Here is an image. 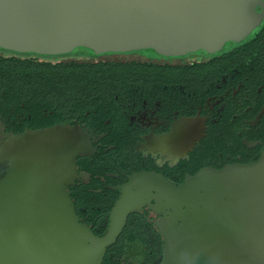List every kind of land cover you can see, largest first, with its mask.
Returning a JSON list of instances; mask_svg holds the SVG:
<instances>
[{"label":"water","instance_id":"obj_1","mask_svg":"<svg viewBox=\"0 0 264 264\" xmlns=\"http://www.w3.org/2000/svg\"><path fill=\"white\" fill-rule=\"evenodd\" d=\"M260 3L0 0V48L48 56L76 47L95 54L146 48L163 56L211 53L259 24L263 13L254 8ZM178 134L161 140L175 141ZM102 136L77 123L4 136L0 264H101L128 215L144 207L159 216L153 224L162 239L161 264H264V149L253 162L204 166L179 184L156 171L133 172L116 187L107 230L97 236L80 222L68 187L81 176L77 157L94 155Z\"/></svg>","mask_w":264,"mask_h":264},{"label":"flooded vegetation","instance_id":"obj_2","mask_svg":"<svg viewBox=\"0 0 264 264\" xmlns=\"http://www.w3.org/2000/svg\"><path fill=\"white\" fill-rule=\"evenodd\" d=\"M254 9L263 13L262 19L238 41L225 42L211 53L153 56L154 63L165 64L170 74L180 75L154 85L148 97L139 92L127 94L119 100L121 110L115 117L95 127L128 133L122 149L105 146L101 138L94 142L96 153L104 145L114 170L101 177L111 183L110 189L133 172L156 171L177 180L204 166L249 163L260 156L264 149V0ZM190 66L194 77L189 76ZM201 130L195 139L194 133ZM172 132L181 134L172 142L161 140ZM9 133L0 116V142ZM190 138L195 139L191 145ZM78 172V179L89 178L79 168ZM146 210L153 224L159 216L147 207L135 213ZM122 232L107 247L101 264L162 263V253L155 255L141 239L121 236ZM147 239L151 245L154 238L147 234ZM160 240L162 244L161 236Z\"/></svg>","mask_w":264,"mask_h":264},{"label":"trees","instance_id":"obj_3","mask_svg":"<svg viewBox=\"0 0 264 264\" xmlns=\"http://www.w3.org/2000/svg\"><path fill=\"white\" fill-rule=\"evenodd\" d=\"M0 50V116L9 132L21 134L26 129L78 123L92 128L96 134H103L100 142L105 146L113 144L116 149H122L128 133L95 127L98 124L102 126L104 119L115 117L121 110L119 100L125 99L127 94L139 92L148 97L154 85H161L168 78L180 75L170 74L165 64L154 63L153 56L101 59L103 56L134 54L142 50H151L159 57L160 54L152 48L95 54L87 48L76 47L67 55L84 54L87 58L53 61L47 58H58L62 54L48 56L10 51L13 54L4 55L7 50ZM193 68L188 67L190 77L195 76L190 73ZM104 145L99 148V153L77 157V167L89 178L86 181L78 179L68 187L80 222L89 226L97 236L106 232L108 213L119 197L117 189H110L111 183L101 180L102 176L114 172L103 151ZM171 181L179 184L183 179ZM147 213L146 210L144 213L129 214L121 236L139 238L155 255H161L160 235ZM147 234L154 238L151 245L148 244Z\"/></svg>","mask_w":264,"mask_h":264},{"label":"rangeland","instance_id":"obj_4","mask_svg":"<svg viewBox=\"0 0 264 264\" xmlns=\"http://www.w3.org/2000/svg\"><path fill=\"white\" fill-rule=\"evenodd\" d=\"M1 51V50H0ZM79 51V50H77ZM72 50L69 52L71 53ZM67 53V54H69ZM88 52L86 51V54ZM4 55H11L13 54L12 52L8 51H4L3 52ZM67 54H62V56H57L58 58H47L49 60H55V59H84L87 58L84 54H74V55H67ZM89 54V53H88ZM139 55H144L146 57H151V56H156L151 50H142L138 53H134V54H123V55H110V56H103L101 57V59H131V58H138V59H142V56Z\"/></svg>","mask_w":264,"mask_h":264}]
</instances>
